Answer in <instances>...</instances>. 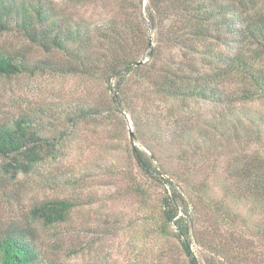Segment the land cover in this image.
Instances as JSON below:
<instances>
[{"label":"rangeland","instance_id":"obj_1","mask_svg":"<svg viewBox=\"0 0 264 264\" xmlns=\"http://www.w3.org/2000/svg\"><path fill=\"white\" fill-rule=\"evenodd\" d=\"M125 1L128 6L133 0ZM47 3L58 17L92 25L106 22L112 15L126 17L131 13L129 9L120 11L116 0ZM146 3L147 0H141L143 15ZM140 21L155 45L148 20L141 17ZM164 50L160 64L165 63L169 53ZM0 51L25 52L34 62L64 58L61 51L48 52L30 43L15 25L11 31L0 34ZM151 54L148 49L141 59L150 62ZM147 68V74H157L156 68ZM218 90L226 95L233 86L222 83ZM129 93L133 111L116 106L114 99L123 96V89L116 85L114 77L57 71L0 76V123H12L22 115H30L44 139L50 143L61 139L57 150L47 146L48 153L42 156L45 160L29 174L13 177L4 168L8 160L0 158V231L10 224L27 225L30 209L39 202L67 198L75 207L66 222L53 226L35 222L40 248L58 262L161 264L163 259L167 264L171 257L172 263H176V237L149 234L158 199L165 189L156 182L155 174L151 176L140 167L135 155L137 147L153 157L164 180L171 178L175 183L186 178L192 185L204 184L208 201L213 204L225 200L232 205L242 215V221L229 229L249 235L258 244L264 234V200L235 201L237 187L226 177L235 172L229 167L230 159H238L241 154L264 156V133L257 127L261 124L264 130V99L232 104L226 98L212 101L196 96H160L148 88L133 86ZM233 106L234 109L226 110ZM82 108H90L89 115L73 122L71 117ZM249 120L257 126L244 125ZM257 134V143L249 142ZM256 167L258 164H253V169ZM136 187L147 190L146 195ZM207 203L194 217L195 231L205 236L208 232L214 235L215 229L220 228L226 232V226L219 225L220 211L215 206L208 209ZM191 218L189 214L187 219ZM152 227L156 229L153 223ZM175 232L173 224L171 233ZM195 238L193 250L205 264L206 257L214 255Z\"/></svg>","mask_w":264,"mask_h":264},{"label":"trees","instance_id":"obj_2","mask_svg":"<svg viewBox=\"0 0 264 264\" xmlns=\"http://www.w3.org/2000/svg\"><path fill=\"white\" fill-rule=\"evenodd\" d=\"M73 1L87 3L89 0ZM116 1L120 11L129 9L131 13L126 17L112 15L108 21L92 25L90 21L58 17L47 0H0V34L11 31L15 25L30 43L48 52L61 51L65 58L34 62L25 52L0 51V76L57 71L114 77L116 85L123 89V96L114 102L117 107L131 111L134 110L129 97L132 86L148 88L160 96H196L212 101L226 98L227 103L232 104L264 99V0H147L145 15L141 14V0H133L128 6L125 0ZM141 17H146L155 34L150 62L141 59L151 39L141 24ZM164 49L169 53L165 63L160 64ZM148 65L156 68L157 74H147ZM222 83L232 85L233 90L222 95L218 90ZM232 109L234 106L226 107V110ZM90 111V108H82L71 119L73 122L82 120ZM134 122L138 124L136 119ZM244 125L257 126L253 120ZM257 127L263 134L261 124ZM258 137V134L251 136L248 141L257 143ZM60 141L57 138L56 143H50L44 139L30 115H22L12 123H0V158L8 160L4 164L5 171L13 177L32 173L45 160L42 156L48 153L47 146L51 145L55 151ZM226 145L230 146V142ZM135 155L144 172L155 174L156 182L165 189L152 221L156 229L151 223L149 234L176 237L178 259L172 263L173 259L168 257L167 264H202L192 247L194 238L199 235L195 239L214 255L206 257L205 264H264V234L262 237L258 231L262 239L256 244L249 235L229 229L242 221V215L233 210L232 205L225 200L212 204L206 199L204 184L195 186L186 178L175 183L171 178L164 180L153 157L137 147ZM230 160L229 167L235 172L226 180H233L237 187L234 200L243 202L257 198L263 201L264 156L241 154L238 159ZM243 162L246 165H240ZM253 164L258 167L253 169ZM136 188L146 195L147 190ZM206 202L208 209L215 206L220 211L219 225L226 226V232L220 228L215 229L214 235L208 232L205 236L195 231L194 217ZM74 207L75 203L67 198L35 204L30 209L31 220L27 225L10 224L0 231V264H62L40 248L35 222L44 226L64 223ZM189 214L192 215L190 220L187 219ZM173 224L175 234L171 233Z\"/></svg>","mask_w":264,"mask_h":264},{"label":"water","instance_id":"obj_3","mask_svg":"<svg viewBox=\"0 0 264 264\" xmlns=\"http://www.w3.org/2000/svg\"><path fill=\"white\" fill-rule=\"evenodd\" d=\"M152 49H153V41H152V39L150 40V42H149V50H150V54L152 53ZM141 61H139L138 63H140ZM130 137H131V139L134 141V133H133V131L131 130L130 131Z\"/></svg>","mask_w":264,"mask_h":264}]
</instances>
